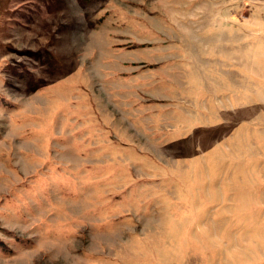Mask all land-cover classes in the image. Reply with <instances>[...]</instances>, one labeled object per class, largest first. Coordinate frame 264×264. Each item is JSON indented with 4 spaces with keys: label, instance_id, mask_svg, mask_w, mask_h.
<instances>
[{
    "label": "rangeland",
    "instance_id": "obj_1",
    "mask_svg": "<svg viewBox=\"0 0 264 264\" xmlns=\"http://www.w3.org/2000/svg\"><path fill=\"white\" fill-rule=\"evenodd\" d=\"M0 264H264V0H0Z\"/></svg>",
    "mask_w": 264,
    "mask_h": 264
}]
</instances>
